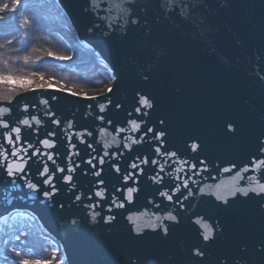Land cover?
<instances>
[{"label": "water", "instance_id": "95a60500", "mask_svg": "<svg viewBox=\"0 0 264 264\" xmlns=\"http://www.w3.org/2000/svg\"><path fill=\"white\" fill-rule=\"evenodd\" d=\"M59 2L71 18L81 40L92 46L113 72L115 79L109 86L113 92L107 95L114 102L131 105L138 89L152 92L160 101L152 118H168L170 139L174 144L183 147L185 140L192 142L189 137H199L201 158L207 156L213 165L227 167L230 162H235L242 166L247 162L254 137L264 132V85L253 74L254 68L264 66V0H233L232 7L215 10L208 22L202 23L199 17H194L191 24L166 19L155 10L151 0H137L140 7L147 8L150 36L146 35L148 28H137L126 36L122 30L113 34L106 32L103 27L89 31L93 18L82 12L85 0ZM213 7L215 9V5ZM237 40L243 42L239 47L235 43ZM149 71L152 80L146 84L142 75ZM177 87L182 89L181 95H177ZM52 96L57 99L52 100ZM43 99L50 101L53 110L61 118H72V113H75L74 128L69 131H82L83 126H89L94 131V137L101 140L100 144L94 145L98 151L102 150L104 143L112 144L115 132L111 126L109 134L101 138L97 129L99 122L94 123L92 115H84L90 111L86 105H95L97 101H88L82 96H74L59 89L29 90L17 95L14 101L19 100V105L14 102L11 119L22 118L20 109L24 104L30 107L36 105L32 114L38 115L46 124L47 118L43 116L45 106L40 103ZM4 106L7 105L0 100V107ZM110 115L114 121L124 118L122 111L111 112ZM227 119L240 122L241 133L238 136L224 135L223 126ZM27 131L25 129V133ZM43 135L41 131L40 136ZM86 139L91 141L93 138ZM73 142L78 144L75 139ZM78 147L83 146L78 144ZM115 150L114 144L108 149L110 152ZM140 150L147 151L146 147ZM64 151L63 147L59 149L61 158ZM124 151L127 155V150ZM57 162H60V158H57ZM166 171L171 169L166 168ZM210 171L215 179L202 173L199 177H193L199 184L192 186L190 182V186L194 192L197 187H204L205 193H212L196 195L193 203L196 210L207 213L213 220L219 219L225 226L219 250H230L241 238H247L250 247H254V238L264 234V213L258 210L253 201L242 196L228 197L232 206L226 211L215 209L213 202L219 203L215 201V194L227 196L240 182L235 170L233 173L218 174L217 169L210 166ZM148 175H152L151 171H148ZM179 175L187 178L184 173ZM168 179L165 177L166 181ZM80 182L87 189V181ZM138 187L141 191L134 193L133 202L126 204L123 209H114L117 218L108 225L87 219V210L71 206L67 193L53 198V201L65 204L64 208H60L58 203L54 205L51 201H45L42 195L28 193L26 188L2 184L0 217H10L20 211L33 213L49 234L58 240L69 264H125L127 254L135 250L131 236L135 234L133 230L136 227L148 234L147 243L160 248L161 261L165 255L172 254L177 264H184L186 257L183 252L195 242L196 227L199 226L190 224L186 215L172 231L169 241H159L147 227L150 223H158L153 213L159 214L148 201L154 199L159 202L162 198L151 197L150 194L163 186L152 185L142 177ZM182 191L186 194V190ZM9 195L15 201L10 206L6 203ZM73 219L79 222L73 225ZM253 264L256 262L253 261Z\"/></svg>", "mask_w": 264, "mask_h": 264}, {"label": "snow or ice", "instance_id": "6c2138e0", "mask_svg": "<svg viewBox=\"0 0 264 264\" xmlns=\"http://www.w3.org/2000/svg\"><path fill=\"white\" fill-rule=\"evenodd\" d=\"M151 3L166 19L181 24H191L194 17H199L202 23L208 22L215 10L232 7L233 0H222V2L221 0H151ZM20 4L21 0L0 3V21L9 19L8 13L15 14ZM82 12L93 18L89 31L103 27L106 32L113 34L122 30L126 36L137 28H148L146 35H151L147 8L140 7L137 0H85ZM33 24H39V20L24 17L19 28H29ZM235 43L239 47L243 42L237 40ZM5 47L16 51L17 60L22 59L25 63L29 61L30 57L19 55L21 49L17 48L16 41L9 39L4 44H0V48ZM47 55L51 57L54 54L49 51ZM56 58L71 59L67 56ZM2 63L5 69H8L9 61L5 59ZM253 74L257 81L264 85V66L254 68ZM36 76H39L40 80L44 79L43 74L36 72H33L31 77L17 76L10 70L0 73V85H4L9 93L3 96L7 106L0 107V185L26 188L28 193L40 194L45 201H51L54 205L58 203L60 208H64L65 204L53 201V198L58 194L67 193L71 206L86 209L85 217L91 222L110 225L117 218L114 209L125 208L126 204L133 202L134 193L141 191L138 185L143 177L152 185L163 186L156 188L150 194L151 197L158 196L162 199L159 202L154 199L148 201L159 213H153L158 223L147 225L155 238L165 243L169 241L172 231L181 224L186 215L190 224L194 227L199 226L196 227L195 242L183 252L186 257L184 264H253V261L256 264H264V234L254 238V247H250L247 238H241L230 250L223 252L219 250V241L224 237L225 226L219 219L213 220L207 213L196 210L193 203L196 195L212 193H205L204 187H197L194 192L192 187L199 184V181L193 177H199L202 173H207L209 177L215 179L211 176L210 166L217 169L218 174L233 173L235 170L240 185L231 190L227 196L215 194V201L219 203L213 202V207L226 211L232 206L228 197L242 196L248 201H253L258 210L264 213V132L254 137L247 162L242 166H238L235 162H230L227 167L213 165L207 156L201 158L199 137H189L192 142L185 140L183 147L172 142L168 118L166 116L152 118V113L160 103L152 92L138 89L133 96L132 104L124 105L114 102L107 95L113 92V88L107 87L106 92L101 90L95 96L87 94L83 96L88 101H97L95 105L93 103L86 105L90 111L85 112L84 115H92L93 122H99L97 125L99 137L103 138L109 134V126L115 132L112 144L104 143L101 154V151L94 146L101 143L100 139L94 137V131L90 130L89 126H83L82 131H69L74 128L75 113H72V118L67 116L61 118L57 111L53 110L48 99L40 101L45 106L43 116L47 118L46 124L38 115L32 114V109L36 108V105L30 107L24 104L20 109L22 118L11 119L14 102L15 105H19V100L14 101L11 93L17 89L35 92L45 88L44 84H36L35 88H30ZM142 80L146 84L151 82L150 71L142 75ZM47 87L52 88L51 83ZM175 91L177 95L182 94V89L179 87ZM71 94L77 95L75 92ZM51 99L57 98L52 96ZM119 111L124 113V118L114 121L110 113H119ZM223 127L225 136L236 137L241 133L240 122L236 119L225 120ZM25 129L28 130L27 133ZM41 131L44 133L43 137L40 136ZM116 137L120 139L117 140ZM86 138L93 139L89 141ZM74 139L83 147H78V144L73 142ZM113 144L116 150L108 151ZM61 147L65 148L62 158L59 152ZM145 147L146 152L140 150ZM43 149L50 151L46 152ZM124 150H127V155ZM193 153L195 155H192ZM57 158H60L59 163ZM166 168L171 171H166ZM148 171H151L152 175H148ZM173 173L176 175L174 176ZM180 173H184L187 178L181 177ZM165 177L169 178L168 181ZM80 181H87V189ZM216 187L219 188V185ZM182 189L186 190V194ZM14 202L9 195L6 203L10 206ZM128 219L131 220V216ZM0 220L7 224L9 216H2ZM78 222L77 219L71 221L73 225ZM133 231L135 234L131 236V240L135 250L127 254L125 264H177L172 254L165 255L161 261L160 248L146 242L148 234L140 227H136ZM27 236L28 232L21 230L4 241L5 247L0 255H3L5 264L8 261L11 264H66V258L59 255L58 247L53 248L50 257L30 259L33 252L26 246Z\"/></svg>", "mask_w": 264, "mask_h": 264}, {"label": "trees", "instance_id": "16d2710c", "mask_svg": "<svg viewBox=\"0 0 264 264\" xmlns=\"http://www.w3.org/2000/svg\"><path fill=\"white\" fill-rule=\"evenodd\" d=\"M3 2L10 3L11 0H0V3ZM7 16L9 19L0 21V44L12 39L17 42V48L21 49L19 55L30 59L25 63L22 59H16L14 49L0 48V53L3 54L0 55V73L10 70L14 75L27 77H31L33 72L41 73L83 91L107 89L113 83V72L94 48L84 44L59 0H21L18 11L15 14L8 13ZM24 17L38 19L39 24L21 29L19 25ZM49 51L54 55L48 56ZM59 56L71 59H57ZM5 59L9 61L8 69L2 63ZM38 78L36 76L33 79ZM47 83H44L45 87L49 84ZM23 92L22 89H17L11 95L15 99ZM8 94L7 88L0 85V99L3 100V96ZM33 219V222L0 225V253L4 250V241L23 230L28 232L26 246L33 252L30 259L51 256L53 241L39 222ZM2 263L5 261L3 255H0V264ZM7 264L11 262L8 261Z\"/></svg>", "mask_w": 264, "mask_h": 264}, {"label": "rangeland", "instance_id": "374dc122", "mask_svg": "<svg viewBox=\"0 0 264 264\" xmlns=\"http://www.w3.org/2000/svg\"><path fill=\"white\" fill-rule=\"evenodd\" d=\"M85 44V43H84ZM86 45V44H85ZM86 46H88V47H90V48H92L93 49V47L92 46H89V45H86ZM97 52V51H96ZM98 53V52H97ZM102 59V58H101ZM44 77V79L43 80H40V78H38V79H33L34 80V82H33V84L30 86V88H35V85L36 84H44L45 82H48V83H50V81H48L47 79H48V77L47 76H43ZM49 78H50V76H49ZM51 79H52V77H51ZM57 80V79H56ZM57 82L58 83H60V84H66V82H62V81H59V80H57ZM47 83V84H48ZM44 85H46V84H44ZM67 85V84H66ZM67 86H69V85H67ZM70 87H73V86H70ZM75 88V87H74ZM23 91H26V90H23ZM14 217V218H13ZM34 218V219H33ZM32 219L33 220H35V221H37V222H39V224L44 228V231L46 232V234L52 239V241H53V245H54V248L55 247H58L59 248V255H62V256H65V254H64V250H63V248H62V246L60 245V243L58 242V240H56L54 237H52L50 234H49V232L45 229V227L40 223V220L33 214V213H31V212H29V211H20V212H16L12 217H9V220H8V225H11V223L13 224H18V223H20V222H22V221H24L25 223H27L28 221L29 222H31L32 221ZM33 222V221H32ZM1 224H4L3 222H1L0 223V225ZM65 258H66V256H65ZM2 264H5V263H2ZM66 264H69V261H68V259L66 258Z\"/></svg>", "mask_w": 264, "mask_h": 264}, {"label": "bare ground", "instance_id": "6f19581e", "mask_svg": "<svg viewBox=\"0 0 264 264\" xmlns=\"http://www.w3.org/2000/svg\"><path fill=\"white\" fill-rule=\"evenodd\" d=\"M48 80L51 82V85H52V88H54V89H59V90H61V89H63V91H65V92H70V93H73V92H75V93H77V96H84V94H87V95H89V96H95V95H97L101 90H103V91H105L106 92V89H101V90H94V91H83V90H80V89H77V88H74V87H70V86H67L66 84L65 85H62V84H59L58 82H57V80L56 79H54V78H49L48 77ZM16 212H14L12 215H10V217H12L14 214H15ZM2 221H0V223H1Z\"/></svg>", "mask_w": 264, "mask_h": 264}]
</instances>
